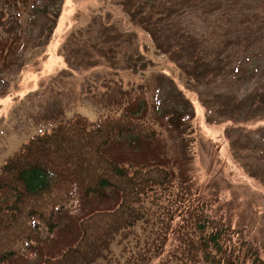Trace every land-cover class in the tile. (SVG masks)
Here are the masks:
<instances>
[{
	"label": "rangeland",
	"instance_id": "obj_1",
	"mask_svg": "<svg viewBox=\"0 0 264 264\" xmlns=\"http://www.w3.org/2000/svg\"><path fill=\"white\" fill-rule=\"evenodd\" d=\"M126 1L29 0L21 19L0 0V35L27 43L0 73V167L60 123L156 96L170 155L264 253V113L251 109L264 101V0Z\"/></svg>",
	"mask_w": 264,
	"mask_h": 264
},
{
	"label": "trees",
	"instance_id": "obj_2",
	"mask_svg": "<svg viewBox=\"0 0 264 264\" xmlns=\"http://www.w3.org/2000/svg\"><path fill=\"white\" fill-rule=\"evenodd\" d=\"M3 1L21 19L30 7ZM10 34L0 35V73L27 47ZM153 99L114 102L95 124L60 123L4 161L0 264H264L246 229L227 223L170 155V119ZM251 102L264 113L260 93Z\"/></svg>",
	"mask_w": 264,
	"mask_h": 264
}]
</instances>
